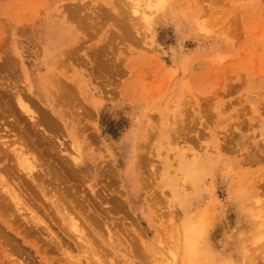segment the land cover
Returning a JSON list of instances; mask_svg holds the SVG:
<instances>
[{
  "label": "rangeland",
  "instance_id": "rangeland-1",
  "mask_svg": "<svg viewBox=\"0 0 264 264\" xmlns=\"http://www.w3.org/2000/svg\"><path fill=\"white\" fill-rule=\"evenodd\" d=\"M150 1L0 0V264H264V0Z\"/></svg>",
  "mask_w": 264,
  "mask_h": 264
},
{
  "label": "bare ground",
  "instance_id": "bare-ground-1",
  "mask_svg": "<svg viewBox=\"0 0 264 264\" xmlns=\"http://www.w3.org/2000/svg\"><path fill=\"white\" fill-rule=\"evenodd\" d=\"M159 1L160 0H156L154 3L152 1H150L147 4V8H149V9H151L152 7H153V9L160 8L163 5V3L159 2ZM135 12L136 13L138 12L141 14V13L145 12V9L135 6L134 13ZM57 28H58V26L53 28L54 31H53V34L51 37L52 42H53V45H52L53 48L51 51H53L52 54H54V52H55V55L58 54L56 52V50H57L58 43L60 42L61 37H62V30H59ZM55 29H57V30H55ZM65 37H67V35ZM19 104H20V106L22 105L25 108V110H27V111L30 110L29 106L26 103L19 101ZM32 112H34V111H32ZM16 154H17V157L19 158L18 162L23 166L24 169H27L30 171V170H32V168L34 166H36L35 163L33 162L34 160H32L33 158L32 159L29 158V155L25 151V149L23 150V149L19 148L17 150ZM189 170L190 169H188V172H189ZM190 172L194 173L195 169L191 167ZM167 175L170 177L173 174L168 173ZM181 181H182V183L181 182L180 183H181L182 187H183V185H184V187H186V183L184 182V175H183V178ZM9 196L11 199L14 200V202L16 204L18 203L17 199H19V197H18V194L16 192L10 191ZM29 214H30L29 216L31 218L35 219L36 215H33L31 213H29ZM69 222L71 223V225L76 230L78 229L77 221L72 216L69 217ZM208 223H209L208 213H207L205 207H203V209L200 211V214L196 218H193L192 220H190L189 223L186 222L183 229L180 230V236L182 239V250H181L182 251V255H181L182 260H181V262L183 264H205L203 261H199L196 263L192 262V258L195 254H197L198 250L200 249V246H201L200 242H201L202 237L206 233L207 227L209 226ZM93 254L96 255L95 252ZM98 256L99 255L97 254L96 258H98ZM167 258H168V260L165 261L164 264H176V262H175L176 259H175L174 254H171V258L170 257H167ZM101 259H102V255H101ZM98 260H100V258Z\"/></svg>",
  "mask_w": 264,
  "mask_h": 264
}]
</instances>
